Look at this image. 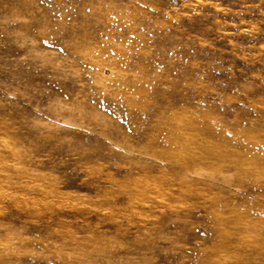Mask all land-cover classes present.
<instances>
[{
    "label": "rangeland",
    "instance_id": "rangeland-1",
    "mask_svg": "<svg viewBox=\"0 0 264 264\" xmlns=\"http://www.w3.org/2000/svg\"><path fill=\"white\" fill-rule=\"evenodd\" d=\"M0 264H264V0H0Z\"/></svg>",
    "mask_w": 264,
    "mask_h": 264
}]
</instances>
